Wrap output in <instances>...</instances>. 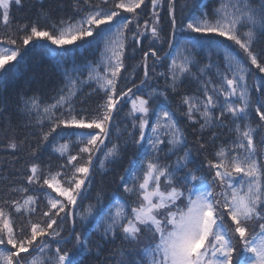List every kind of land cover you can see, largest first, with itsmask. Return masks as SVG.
Wrapping results in <instances>:
<instances>
[{"label": "snow or ice", "instance_id": "1", "mask_svg": "<svg viewBox=\"0 0 264 264\" xmlns=\"http://www.w3.org/2000/svg\"><path fill=\"white\" fill-rule=\"evenodd\" d=\"M24 3L0 0V26L9 32L0 36V89L16 74L25 46L47 47L60 80L50 92L40 84L18 97L27 132L17 140L13 129L3 147L18 151L29 137L36 146L21 174L26 183L11 189L20 198L0 202V264H264V75L257 74H264V48L257 47L264 41V0H213L211 10L208 0H183L179 20L176 0H150L143 23L146 0H72L67 18L57 22L55 9L41 7L13 30V6ZM164 44L161 53L157 45ZM93 48L96 60L74 55ZM141 50L129 70L127 61ZM156 78L165 80L163 90ZM186 81L195 91L180 94L178 107L193 129V146L205 154L214 146L201 161L169 107L168 90L179 94ZM93 96L99 102L89 110ZM224 128L232 139L216 144L223 133L215 129ZM49 144L64 161L55 171L36 162ZM129 147L136 159L108 196L103 175ZM98 174L101 186L82 206ZM33 185L40 195L28 194ZM16 216L25 222L18 226Z\"/></svg>", "mask_w": 264, "mask_h": 264}, {"label": "trees", "instance_id": "2", "mask_svg": "<svg viewBox=\"0 0 264 264\" xmlns=\"http://www.w3.org/2000/svg\"><path fill=\"white\" fill-rule=\"evenodd\" d=\"M200 0H196V3L199 4ZM146 3L149 5L147 8H144V12L141 16L140 23H143L144 19L148 18V13L150 11V0H146ZM183 3V0H176V11H177V19H180V7ZM63 5V11L57 7V5ZM72 0H25L23 7L16 8L13 6L12 9V24L11 28L14 30L19 25L24 23H30L36 18V14L41 7L44 8H53V17L59 20L61 15H64L67 18L68 15L72 14ZM107 7H111V3L107 5ZM143 7V6H142ZM207 7L209 10L213 7V0H208ZM198 13V9H194ZM188 11V10H186ZM166 5L165 9L162 11V25L161 27L164 29L163 34H167L169 31V24L167 21L166 16ZM128 15V14H125ZM41 25L45 23V21H40ZM134 27V25H133ZM9 32L7 29L0 26V36L8 35ZM231 43V42H227ZM41 44L50 45V42L42 41ZM52 48H56L54 45H50ZM148 41L144 40V47L143 50H147ZM160 49L161 53L167 48V45L164 44L163 46L157 45ZM258 48H264V41L257 45ZM27 51L24 54L22 60H20L19 65L16 69V74L12 76L10 74L9 80L7 82V86L0 89V109H3V115L0 116V202L5 199H18L20 198V193L18 192H11V189L19 184L26 183L22 177V173L25 172L26 166L33 162L31 157L32 148L36 146V141L34 138L29 137L28 142H26L23 146L20 147L18 151H13L11 149H7L5 146L8 143L9 137L12 135L13 129H15V133L17 136V140L24 139L27 130L22 125V118L17 112V101L20 93L26 92L29 95L31 91L36 89L40 84H45L46 87L43 89L44 91L50 92L52 87L57 84L60 78L56 75L53 67L52 59L50 58V53L48 52L47 47L37 46V47H30L25 46ZM129 54L132 52V48L128 49ZM75 57L78 60H96L100 56V52L98 50L93 49H78L74 53ZM142 56V50L137 51L135 54V58H130L127 61L129 66V70H131V66L135 65ZM58 59H66V57L60 56L57 57ZM15 63V61L11 62ZM151 63V61H149ZM167 63V62H165ZM165 68L157 66V71H164ZM143 74V69H139L137 71L136 76L133 77V80L136 83H139V79ZM258 75H264L259 74ZM128 75V73H125ZM251 83V78L249 80ZM154 86L158 87L159 89L163 90L165 88V80L163 78H156L153 80ZM130 87L131 84H128ZM121 87H124V84H121ZM189 94L195 91V85H189L188 82H185V85L181 86L180 93L174 94L171 90H168L169 96V107L172 109L173 112L176 113L177 119L179 120L182 127L185 128V132L188 139V147L192 148L193 151V158L196 161H201L204 159L205 155L211 156L212 152L214 151V146L209 145L208 152L205 153H198L196 147L194 145L195 135L193 133L192 127H187V122L185 118L180 115L182 108H179V95L183 94L184 92ZM88 89L85 88L84 93H87ZM82 93L81 95H84ZM99 102V98L96 96L91 97L85 107L89 110L95 108L96 104ZM129 105H124L117 115V120L119 121L121 117L128 111ZM258 119V118H257ZM130 123V122H129ZM122 126V125H121ZM198 127V125L196 126ZM215 131L222 132L223 134L219 137L216 141V144L220 143H227L229 140L232 139V136L228 133V129H215ZM210 132H206L204 134V139L207 140ZM113 141H115V137H113ZM63 143V141H60ZM111 146V143L108 144V147ZM76 149H73V154H75ZM100 155V154H98ZM132 159H136L134 155V150L129 147L123 153V159L119 162V164L115 166H110V170L103 175V188L108 196H111L117 190V182L119 180L120 174L123 173L124 169L129 166V162ZM170 160H174L175 157H170ZM161 161L167 162L161 154ZM36 162H39L41 168L43 170H48L49 168L52 171L58 169L59 165L64 161L58 159V154L52 153V145L49 144L48 147L43 148L40 150L38 157L36 158ZM101 186V176L98 174L95 178V181L92 186V191L89 193V198L85 199L82 202V206L87 205L94 197L96 189ZM32 191L28 194L40 195V193L36 192L35 190L39 187L38 185H33ZM50 191V190H48ZM120 194L122 195V189L120 190ZM53 195H55L53 193ZM131 203V201H130ZM46 201L41 200L40 208L43 210L45 207ZM130 210V209H129ZM38 217H34L36 219ZM16 224L19 226L25 222L24 217L16 216L15 217ZM248 228L252 231H255L258 228L256 224H249ZM148 234L145 233L144 236L141 237V245L148 242L147 239ZM119 244V241H117ZM136 247H139L136 246Z\"/></svg>", "mask_w": 264, "mask_h": 264}]
</instances>
